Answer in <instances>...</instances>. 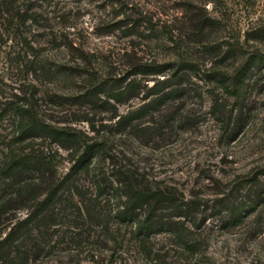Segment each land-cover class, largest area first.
<instances>
[{"label": "rangeland", "instance_id": "1", "mask_svg": "<svg viewBox=\"0 0 264 264\" xmlns=\"http://www.w3.org/2000/svg\"><path fill=\"white\" fill-rule=\"evenodd\" d=\"M256 32L260 39L244 41ZM254 48L264 51V0H0V110L27 103L39 120L99 141L109 171L108 161L124 163L196 204L190 217L171 215L179 230L141 237L134 224L112 217L108 193L95 195L89 162L45 206L39 189L11 201L0 237L28 218L24 244L35 253L28 264H264V200L234 225H226L224 209L239 201L247 208L252 181L264 185V65L248 71L238 94L206 75L231 72ZM180 58L192 66L177 78L170 73ZM143 63L166 67L128 75ZM131 77L136 96H108ZM162 77L171 85L153 84ZM173 86L180 96L152 109L150 101ZM138 109L133 125L117 123ZM6 110L0 199L30 186L31 173L2 175L11 149L30 141L50 146L56 176L73 161L50 139L13 141L16 117ZM82 196H96L94 218Z\"/></svg>", "mask_w": 264, "mask_h": 264}, {"label": "trees", "instance_id": "2", "mask_svg": "<svg viewBox=\"0 0 264 264\" xmlns=\"http://www.w3.org/2000/svg\"><path fill=\"white\" fill-rule=\"evenodd\" d=\"M262 35V32H256L249 38L245 37L244 41L247 39L257 40L260 39ZM246 53L244 57L240 56L237 65L231 72L222 68H212L206 73L207 78L214 80L224 91H234V94H238L241 86L245 83L248 71L253 66L259 65V63H263L264 65L263 50L254 48ZM178 61V67L170 73L171 75H176L177 78L183 75L184 70L192 66L190 60L180 58ZM133 65L135 68H132L131 71L128 72V75L138 73H161L164 71V67H166L164 66L165 63H143ZM126 76L123 77V81ZM165 81H167L165 86L171 85L167 77H162L153 84ZM134 82L135 79L133 77L128 78L124 83L120 82L114 91L109 92L108 96L117 101H123L136 96L137 92L134 88ZM229 86L232 88H229ZM179 89L180 88L177 86H173L172 88L160 92L150 101L152 104L150 107L154 109L159 104L173 101L180 96L181 92ZM155 93H158V91ZM89 95H92V92H90ZM6 109L10 110L16 117V133L12 137L13 141L18 143L28 138H47L61 148L68 149V154L73 161L67 167L66 172L61 176H56L55 161L58 154L55 149H51V147L47 145L43 146L41 141V143L30 141L25 147L11 149L6 158L5 165L1 170L2 175L7 176L12 172L23 171L31 173L32 175H29L30 179L28 178L30 182L28 189H26V184L24 183L16 188L15 194H6L0 199V226L3 224L4 219H6L7 222L11 221L9 220L10 218L5 217L2 213L5 209H8L11 201L16 203L18 198L26 200L29 195H33L32 191H37L39 189L47 194L44 200L40 201V204L45 206V201H47L50 196L58 191H62L67 185H72V180H74V178H70V176L77 173L76 171L78 170L86 171L89 162L91 163L90 176L93 181L95 195L98 196L104 192L108 193L106 200L109 201L108 204L113 210L112 217L118 222L134 224L138 235L141 237H147L150 234L160 231L175 232L178 229L176 226L178 220L171 218V215L176 217H190L189 215L194 211L196 207L194 201L190 199L184 200L183 196L180 195L174 196L169 190L165 189L164 185L147 180L132 167L124 163L116 164L108 161L107 164L110 163L111 169L109 171L107 165L104 166L105 157L99 156L101 152L99 141L86 135H79L75 131L69 130L68 127L51 126L47 122L39 120L31 111V106L27 103L13 102L12 104H8L5 108H1L0 115H2ZM139 110L140 109L124 115H118L117 119L119 120H117V123L121 125V127L130 126L132 123L134 124L135 122L132 121L139 116ZM113 166L115 167L113 168ZM261 173H264V171ZM262 185L263 183L259 181H252L253 189L252 192H250V196L247 197V200H253V203L251 205L249 202L247 208H244L245 202L243 204L240 201L228 202L225 204L224 209L229 215L226 225L238 223L246 213L254 209V204L261 203L264 200V185ZM95 198L96 196L89 199L88 197L82 196V199L85 200L84 207L88 210L87 215L91 218L95 217L99 207V205L94 202ZM240 211L242 212L240 213ZM27 220L28 218H23L18 220L15 225L10 224L5 234L0 237V264H28L29 259L35 258V253H33V256L32 254L30 256V247L24 244L27 242L25 241L27 240L26 235L30 234L24 226ZM193 220L192 216L190 221L193 222ZM31 245L34 246L33 243H31ZM33 250L32 252H34Z\"/></svg>", "mask_w": 264, "mask_h": 264}]
</instances>
